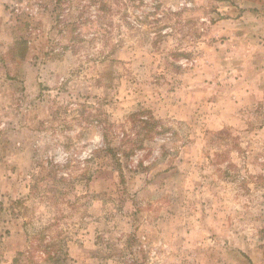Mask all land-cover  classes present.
<instances>
[{
  "label": "rangeland",
  "instance_id": "obj_1",
  "mask_svg": "<svg viewBox=\"0 0 264 264\" xmlns=\"http://www.w3.org/2000/svg\"><path fill=\"white\" fill-rule=\"evenodd\" d=\"M0 264H264V0H0Z\"/></svg>",
  "mask_w": 264,
  "mask_h": 264
},
{
  "label": "trees",
  "instance_id": "obj_2",
  "mask_svg": "<svg viewBox=\"0 0 264 264\" xmlns=\"http://www.w3.org/2000/svg\"><path fill=\"white\" fill-rule=\"evenodd\" d=\"M59 1L61 2V0H59ZM24 44H25V41H23V40L21 42L19 41L17 43V45H24ZM131 121L135 125V127L138 126L137 124H140L139 125L140 128L142 130H144V137L149 138L153 133V129H155L156 121L150 115L145 117L141 112H139V113L132 115ZM114 156H116V155H114ZM126 157H128V156H126Z\"/></svg>",
  "mask_w": 264,
  "mask_h": 264
}]
</instances>
